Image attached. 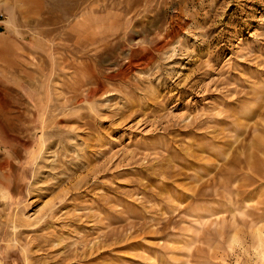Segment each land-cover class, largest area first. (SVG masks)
<instances>
[{"label": "rangeland", "instance_id": "1", "mask_svg": "<svg viewBox=\"0 0 264 264\" xmlns=\"http://www.w3.org/2000/svg\"><path fill=\"white\" fill-rule=\"evenodd\" d=\"M0 26V264H264V0Z\"/></svg>", "mask_w": 264, "mask_h": 264}, {"label": "built area", "instance_id": "2", "mask_svg": "<svg viewBox=\"0 0 264 264\" xmlns=\"http://www.w3.org/2000/svg\"><path fill=\"white\" fill-rule=\"evenodd\" d=\"M3 32V30L1 29V26H0V34Z\"/></svg>", "mask_w": 264, "mask_h": 264}, {"label": "bare ground", "instance_id": "3", "mask_svg": "<svg viewBox=\"0 0 264 264\" xmlns=\"http://www.w3.org/2000/svg\"><path fill=\"white\" fill-rule=\"evenodd\" d=\"M259 248V247H258Z\"/></svg>", "mask_w": 264, "mask_h": 264}]
</instances>
